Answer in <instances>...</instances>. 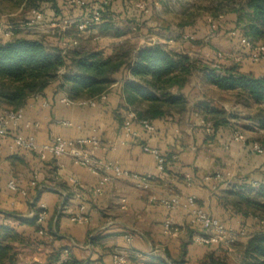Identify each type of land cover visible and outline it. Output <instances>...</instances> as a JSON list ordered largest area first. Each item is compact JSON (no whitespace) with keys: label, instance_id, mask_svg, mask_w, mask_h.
Segmentation results:
<instances>
[{"label":"crops","instance_id":"obj_1","mask_svg":"<svg viewBox=\"0 0 264 264\" xmlns=\"http://www.w3.org/2000/svg\"><path fill=\"white\" fill-rule=\"evenodd\" d=\"M102 53L108 57L116 52ZM130 79L125 69L115 74L94 106L89 101L70 102L56 81L41 96L28 99L22 120L0 140V227L15 235L9 243L13 264H115L118 258L124 264H203L209 256L224 264H241V250L259 225L223 208L218 200L232 188L264 186V156L252 152V142H235L231 125L214 133L193 112L196 103L190 101L189 83L181 92L189 104L185 113L152 121L151 134L136 127L137 139L121 144L127 112L123 86ZM4 112L0 110V116ZM16 135L32 137L38 145L55 138L95 139L98 147L84 151L101 164H116L146 178L149 189L119 178L95 193L109 171L93 174L67 156L40 161L35 153L14 149ZM144 146L164 155L163 172L143 152ZM10 182L16 191L8 188ZM170 197L181 203L172 211L160 203ZM189 197L236 234L235 241L213 247L197 244L200 232L184 207ZM42 207L45 215L38 223L34 216ZM74 216L83 221L72 222ZM167 222L176 233L165 230Z\"/></svg>","mask_w":264,"mask_h":264},{"label":"trees","instance_id":"obj_2","mask_svg":"<svg viewBox=\"0 0 264 264\" xmlns=\"http://www.w3.org/2000/svg\"><path fill=\"white\" fill-rule=\"evenodd\" d=\"M22 1L25 7L42 14L43 6L50 4L56 8L59 0ZM212 1L218 10L236 5L231 11L237 15L236 24L243 25V35L249 41L264 37V0ZM92 11L90 18L94 13L102 16L108 6L100 3V7ZM104 27L106 30L107 26ZM129 56L124 52L105 57L100 51H65L57 46H46L41 41L1 35L0 110L16 112L23 109L28 99L41 96L56 81L61 82L59 89L70 102L97 100L108 92L113 84L112 77L125 69L131 77L123 86L125 110L134 112L139 121L151 123L185 113L189 104L181 92L197 71L210 87L242 95L264 111V77L241 74L236 68L218 67L220 72H217V68L205 66L197 70L196 60L160 45L139 50L133 59ZM206 107L198 104L194 108L214 133L221 127L230 126L223 111ZM258 127L264 132V117L259 119ZM218 203L235 215L257 221L259 229L248 236L241 250V264H264V187L259 186L257 190L251 186L232 188L220 196ZM14 239L12 232L0 227V264H13L9 243ZM65 264L81 263L70 261ZM203 264L224 263L209 256Z\"/></svg>","mask_w":264,"mask_h":264},{"label":"rangeland","instance_id":"obj_3","mask_svg":"<svg viewBox=\"0 0 264 264\" xmlns=\"http://www.w3.org/2000/svg\"><path fill=\"white\" fill-rule=\"evenodd\" d=\"M66 1H57L56 8L43 6L42 20L34 22L32 9L22 0H0V36L10 32V39L41 41L65 51L124 52L129 59L148 45H160L196 60L197 70L236 68L241 74L264 77V37L254 42L244 37L243 25L236 24L237 15L231 11L236 5L218 10L212 0H107L108 11L95 25L89 24L90 14L105 0ZM79 23H87L82 33L75 25ZM70 40L77 46L69 47ZM202 78L200 71L190 76V101L223 111L235 132L264 151V132L258 127L264 111L242 95L212 89ZM193 112L200 116L195 108Z\"/></svg>","mask_w":264,"mask_h":264},{"label":"built area","instance_id":"obj_4","mask_svg":"<svg viewBox=\"0 0 264 264\" xmlns=\"http://www.w3.org/2000/svg\"><path fill=\"white\" fill-rule=\"evenodd\" d=\"M72 3L83 6V3L79 1H72ZM106 3L107 1H105L102 5L106 6ZM32 17L34 22H40L42 20V15L38 11H33ZM100 21H101L100 13H94L90 18L89 24L97 25L100 23ZM87 23L75 24L79 33H82V31H84V28H86ZM2 36L4 38H8L11 36V34L10 32H6L2 34ZM67 43L69 44V47L72 48L77 46L76 40H70ZM95 101L96 100L89 101V104L94 106ZM22 118H23L22 109L16 112H11V111L4 112L0 116V140L6 138L10 126L16 127L19 124V122L22 120ZM207 124L208 127L211 128L210 124L209 123ZM136 127H138L139 129H141L142 131L148 134L154 132V128L151 125V123L147 121H139L137 120L134 112L127 111L123 119L122 139L120 142L121 144H127L128 142L137 139L138 133L135 131ZM233 140L241 144L246 143V139L244 138L243 134H241L240 132H235L233 134ZM12 145L16 150H23L26 152L35 153L38 156L39 160L43 162L46 161L49 157L53 159H58L67 156V157H72L74 160H76V163L79 166L88 169L93 174H97L100 169H103L104 171H109L111 175L102 177L101 181L97 185L95 193H100V189L103 185L108 184L113 179H119V178H128L134 181L137 187L140 189L143 190L149 189V183L146 178L123 171L116 164H112V163L101 164L97 162L94 158H92L90 154L84 151V149L87 146H90L92 149H96L98 147V142L95 139L67 141L61 138H55L46 144L38 145L35 142L34 138L32 137H24L22 135H16L12 139ZM142 150L144 153L152 156L155 159L158 171L163 172L164 165L166 162L164 155L160 154L158 150L149 148L147 146H144ZM251 150L252 152L258 155L264 154L263 149L256 144H251ZM34 185H35L34 183L30 184V186L32 187ZM8 188L12 191L17 190V187L13 182H10L8 184ZM22 193L23 195H25L24 192ZM160 203L169 211L174 210L175 208L179 207L181 204L180 200L176 197L164 198L160 200ZM184 207L188 210L191 225L195 226L200 232L199 233L200 235H198L195 240L197 244L213 247L220 245H229L235 241L237 235L234 234L232 231L228 230L220 220L210 216L209 214L205 213L202 209L197 207L194 197L187 198ZM44 215H45L44 208L42 207L41 212L34 217L37 218V222L39 223L44 218ZM71 221L78 223L83 220L82 217L80 216H74L71 218ZM164 228L166 231L169 232L171 231L173 233H176V230L171 226L169 222L165 224ZM115 264H124V262L122 258H118L116 259Z\"/></svg>","mask_w":264,"mask_h":264}]
</instances>
